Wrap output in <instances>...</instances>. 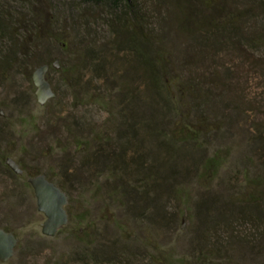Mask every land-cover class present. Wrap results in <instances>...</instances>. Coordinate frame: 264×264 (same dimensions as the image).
<instances>
[{
	"label": "rangeland",
	"instance_id": "1",
	"mask_svg": "<svg viewBox=\"0 0 264 264\" xmlns=\"http://www.w3.org/2000/svg\"><path fill=\"white\" fill-rule=\"evenodd\" d=\"M4 1L0 0V5ZM48 1L55 9L44 17L57 26V40L66 43L67 49L61 48L59 41L48 39L32 41L36 47L19 46L29 37L19 28L18 36L13 31V42L6 36L0 38V228L17 240L12 257L0 264H224L207 255L211 245L206 244L212 242L231 244V264H264V226L254 228L238 218L227 229L214 228L206 244H201L193 234L198 221L192 216L196 199L215 195L236 200V192L245 182L250 183L256 168L264 173V147L261 138L257 139L259 132H264L263 49L249 48L245 40L234 38L221 41L222 47L211 51V56H201L188 48L187 37L174 35L167 24L168 46L174 43L169 52L170 66L177 73L178 83H190L199 101L192 109V96L182 94V104L188 108L183 107L182 118L189 129L175 135L174 122L167 117L163 137L156 133L164 128L162 123L155 122V134L146 127L152 124L148 82L136 57L122 47L123 42L121 46L117 43L120 40L116 42L107 24L109 13L83 0ZM148 1H140L145 25L157 32V19L168 7L162 3L161 10L155 11L153 2ZM241 28L245 36L258 32L264 28V17L252 19L247 14ZM14 43L18 46L11 55ZM85 49L98 53L100 60L84 57ZM36 59L49 62L46 79L55 95L42 106L35 100L31 83ZM53 61H57V69L51 67ZM129 109L135 112L133 119ZM122 114L126 121L119 129ZM118 133H134L130 140L138 153H155L164 143L183 154L178 158H182L184 170L176 171L172 182L178 188L158 190L157 196L152 193L143 218L135 211L139 202L133 209L134 216H140L138 221L125 216L102 192L118 184L111 172L120 175L123 169L130 176L132 173L131 177L144 173L132 166L131 151H121L123 141ZM166 149L170 152L168 146ZM214 155L220 165L216 175L198 182V171L193 169L202 171V162ZM6 158L16 163L22 175L6 167ZM198 161L196 168L192 162ZM39 175L67 199V224L52 238L41 234L44 217L37 211L27 182ZM125 220L129 226L123 224L119 229L118 224ZM134 221L137 224L130 226ZM95 239L91 248L112 246V262L90 263L83 258L85 245ZM240 239L255 245L253 254L247 246L238 247Z\"/></svg>",
	"mask_w": 264,
	"mask_h": 264
},
{
	"label": "trees",
	"instance_id": "2",
	"mask_svg": "<svg viewBox=\"0 0 264 264\" xmlns=\"http://www.w3.org/2000/svg\"><path fill=\"white\" fill-rule=\"evenodd\" d=\"M140 1L142 0H83L84 4L100 7L104 9L105 13H109L107 24L112 33L116 35V42L120 40V42H117L119 46L124 43L122 47H127L126 49L131 52L134 58L136 57L139 66L144 71V78L148 82L146 93H149L148 95L151 97V105L149 108L152 113L149 118L152 124L150 123V125L146 126L148 131L151 134H155L157 123H162V127H164L163 122L168 117L170 122H174L171 124L174 129L173 131L176 132L175 135H179L182 134L184 129H189L186 127V119L184 117L182 118V109L185 107L182 104V94L185 93L187 96H192V103L194 105L192 109H196L195 107H197L199 97H196L197 99L195 98L190 83H178L177 73L173 72L168 59L170 58L169 52L174 41H171L173 44L168 46L170 41L166 39L169 35L164 30V27L170 23L167 26H170L168 28H173L174 35H179L181 39L187 37V43L190 46L188 48L197 54L199 53L201 56H211V51H218L222 47L221 41L229 42L231 39L234 40V38H240V42L245 40L249 48H260L264 51V28L248 36L242 33L241 28L242 21H244L247 14L252 19L264 17V0H149L153 2L155 11L161 10L162 3H165L168 7L165 13L166 15L164 14L163 17L159 16L157 19L160 27L157 32L150 31L145 25L146 15L143 13ZM48 2V0H5L0 5V38L6 36L10 42H13L15 39L13 38V31L15 32V37L18 36V31H23V33L29 36L27 38L28 42H20L19 46L24 44L32 45V41L38 43L42 40L45 41V39L56 41L60 35L56 30L57 26L51 20L44 17L47 11L51 12L55 9L53 4H49ZM9 7L14 9L11 11ZM17 15L19 16L18 18ZM47 22L49 23L47 24ZM43 23L45 24L42 25ZM58 43H60V47L63 49L68 48V45L63 41H59ZM17 46L16 43L13 44L12 49L9 51L11 55L14 54V47ZM32 46H35V44ZM225 47L227 49L228 46L226 45ZM234 47L232 45V48ZM82 52L84 57L87 59L91 58L93 62L100 60L97 52H95L97 53L95 55L94 51L91 50L85 49ZM205 53L207 54L205 55ZM36 62L37 67L49 65V62H43L39 59H36ZM129 99L131 102L133 101L132 94H129ZM185 108L186 110L188 109L187 107ZM130 109L128 113L131 119H133L135 112L133 113ZM138 117L140 118V115ZM125 118V114H122L121 121L118 124V126L120 125L119 129L125 124ZM130 127H132V124ZM159 130L156 133L164 137L166 135L165 127ZM133 134L131 133V135ZM125 135L123 136V134L118 133V136L122 139L120 140L123 141V143L121 142V151L124 152L126 148L128 151H131L130 160L132 161V166L139 168L138 171L141 170L144 173H135L131 177L132 173L130 176L123 169L120 175L111 172V178L118 184L110 186L109 188L106 187L102 192L106 199L122 209L125 216L130 217L131 220L135 218L138 221L140 220V216L143 218L146 215L149 209L147 207H150L148 205L152 202L149 199L152 193L157 196L158 190L168 192L173 187H177L178 184L173 185L172 182L175 180L174 176L178 174H176V171L184 170L180 161L182 159L181 157H183L181 155L183 154L172 150L168 144L167 146L170 152H167V146L164 143L161 147L162 149L155 153H152L153 150L148 153L149 155L147 153H138V148L130 140L131 135ZM263 136L264 132L260 131L257 139L261 138V143L264 147ZM168 142H171L170 138ZM179 156L181 157L178 158ZM166 158L168 161H166ZM204 162L201 164L203 166H201L202 171L193 169L196 172L198 171L196 177L198 182L205 181L207 178H214L220 167L217 155L207 158ZM192 163L197 168L200 161ZM159 165H162V168L158 169ZM250 178V183L245 182L243 188L236 192L238 196L236 200H239V203L241 202L240 205L231 197L224 200L220 196L215 195H206L200 199H196L192 203V216L198 221V227L193 234L196 233L198 242L206 244L214 228L219 226L227 229L238 218L250 223L254 228L264 226V173L259 168H256L255 173ZM138 203L140 204L137 208L139 210H135ZM133 209L137 215H140L139 217L134 216ZM150 216L151 214L147 217L150 218ZM125 221L122 224H118L119 229L122 228L123 224L129 226V224H126L128 221ZM152 221L155 222L154 219ZM132 224L130 226H135L137 223L134 221ZM199 226H202L201 230ZM240 241L238 247L242 248L247 246L246 249H249L251 251L250 253L253 254L252 251L255 245L241 239ZM94 242H96V239L88 246L85 245L83 258L90 263H96L98 261L102 263L112 262L111 259L114 254L110 250L112 246L108 249H103L99 245L91 248ZM206 245L207 247L211 245L206 253L212 260H219L224 262V264H231L232 259H228L230 257L228 255L231 252L234 253V249L232 251L230 249L231 244L223 245L222 243L212 242V244ZM206 245H198V248ZM121 247H123L122 250L124 251L125 247ZM201 254L199 258L202 262L204 259H202Z\"/></svg>",
	"mask_w": 264,
	"mask_h": 264
},
{
	"label": "water",
	"instance_id": "3",
	"mask_svg": "<svg viewBox=\"0 0 264 264\" xmlns=\"http://www.w3.org/2000/svg\"><path fill=\"white\" fill-rule=\"evenodd\" d=\"M51 67L57 69V61H53ZM48 68V65L38 66L31 74L34 97L41 106L55 96L46 79ZM5 165L13 174L22 175V171L11 158H6ZM27 182L32 189L37 211L44 217L40 224L41 234L52 238L67 224L68 218L64 209L67 203L66 196L43 175L30 178ZM16 243L17 240L12 233L0 228V263H6L12 257Z\"/></svg>",
	"mask_w": 264,
	"mask_h": 264
}]
</instances>
